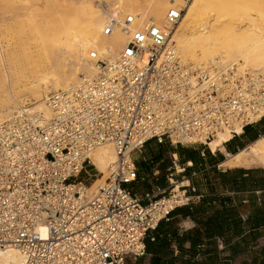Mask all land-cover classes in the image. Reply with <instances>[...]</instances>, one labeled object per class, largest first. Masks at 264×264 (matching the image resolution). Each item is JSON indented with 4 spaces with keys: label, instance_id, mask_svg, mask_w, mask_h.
Instances as JSON below:
<instances>
[{
    "label": "built area",
    "instance_id": "2783aa9c",
    "mask_svg": "<svg viewBox=\"0 0 264 264\" xmlns=\"http://www.w3.org/2000/svg\"><path fill=\"white\" fill-rule=\"evenodd\" d=\"M184 10L171 8L164 27L135 28L128 15L125 47L111 61L93 51L97 75L50 94V116L17 113L0 124V250H20V264H127L189 203L173 191L136 195L133 153L151 140L209 145L264 118V72L182 61L173 35ZM104 143L117 159L87 197L101 175L89 155Z\"/></svg>",
    "mask_w": 264,
    "mask_h": 264
},
{
    "label": "bare ground",
    "instance_id": "6f19581e",
    "mask_svg": "<svg viewBox=\"0 0 264 264\" xmlns=\"http://www.w3.org/2000/svg\"><path fill=\"white\" fill-rule=\"evenodd\" d=\"M171 8L185 9L173 35L184 63L218 60L241 72H264V0H0V124L17 113L50 116V94L97 75L93 51L111 61L125 47L129 36L122 23L128 15L135 17V28L164 27ZM236 131L241 133V126ZM231 138L230 131L222 132L209 146L216 152ZM89 156L101 175L86 186L87 197L117 159L112 143L97 146ZM222 165H264V136L228 155ZM180 185H174L175 198L184 196ZM23 259L16 248L0 250V264Z\"/></svg>",
    "mask_w": 264,
    "mask_h": 264
},
{
    "label": "crops",
    "instance_id": "0c3cea01",
    "mask_svg": "<svg viewBox=\"0 0 264 264\" xmlns=\"http://www.w3.org/2000/svg\"><path fill=\"white\" fill-rule=\"evenodd\" d=\"M262 136H264V118L255 124L246 126L241 133L224 142L216 152L211 150L210 143L209 145L199 143L177 145L169 141L158 143L156 140H151L145 146L155 145L156 150L153 155L146 157L137 154L142 153L145 146L133 153L139 178L130 185V189L136 195L143 197L146 193L158 189L168 191L173 186L169 179L172 182L177 179L182 185H180L182 193L189 197L188 204L172 211L171 218L175 223L176 231L168 233L171 244L167 259L170 264H207L208 254L214 257L218 255L219 261L223 263L224 258L229 259L232 256L230 245L229 247L226 245L223 237L232 238L231 243H234L239 236L249 233L248 229L245 233H239L233 225V220L238 221L241 218L246 221L251 214H254L256 202L259 204L262 202L263 191H257L259 196L256 199L254 191L251 190L252 187L243 188V185H234L233 182H223L216 178L218 172H225L229 169L264 170L259 166L231 168L222 165L228 155L248 148ZM178 147H181L182 155L176 152ZM167 153L171 155V166L168 169L164 166ZM177 168L179 172L176 171ZM170 175L176 178H170ZM222 216L229 222L224 229L216 227L218 217ZM207 222L213 223V227L207 228ZM155 230L150 231L146 237L151 242V248L157 242ZM145 245V255L129 259L127 264H150L153 255L149 252L147 241ZM263 246L264 237L253 249ZM244 260L250 261L248 254L230 261L231 264H241ZM217 261L215 258L214 263Z\"/></svg>",
    "mask_w": 264,
    "mask_h": 264
},
{
    "label": "trees",
    "instance_id": "16d2710c",
    "mask_svg": "<svg viewBox=\"0 0 264 264\" xmlns=\"http://www.w3.org/2000/svg\"><path fill=\"white\" fill-rule=\"evenodd\" d=\"M184 149V148H182ZM176 152L182 155L181 147H178ZM248 175V176H246ZM223 182H233L234 185L252 187L251 190L254 191V196L258 198L257 191L262 190L261 194L262 202L259 204L256 202L254 207V214H251L246 221L233 220V225L238 229L239 233H245L246 229L249 230L248 234L239 236V238L231 243L232 238L223 237L226 245L232 250V256L230 260H234L236 257H239L244 254H248L249 260H244L241 264H264V246L259 249H253L254 246L259 245V240L264 237V170L263 169H229L225 172H218L217 178ZM172 212L165 219L161 220L159 225L155 230L156 241L151 248L150 240L146 239L147 247L149 252L152 253L153 258L150 264H170L167 255L170 248V238L168 233L170 231H176V226L174 221L171 218ZM221 218V220H219ZM229 222L225 220V217H218L216 222V227L224 229ZM213 223H206V227H213ZM208 263L207 264H231V261L228 258H224L223 263L219 261L218 255L208 254ZM218 261L214 263V259Z\"/></svg>",
    "mask_w": 264,
    "mask_h": 264
},
{
    "label": "rangeland",
    "instance_id": "374dc122",
    "mask_svg": "<svg viewBox=\"0 0 264 264\" xmlns=\"http://www.w3.org/2000/svg\"><path fill=\"white\" fill-rule=\"evenodd\" d=\"M20 110H21V109H20ZM143 148H144V147H143ZM143 148H142V149H143ZM155 150H156V147H155L154 144H152L151 146H145V148L143 149L142 153H137V154H138V155L141 154V156H146V157H148V156L153 155L154 152H155ZM169 152H170V151H169ZM137 154H136V155H137ZM170 156H171L170 153H167L166 158H165L164 166H166L167 169L171 166V164H170V161H171ZM158 166H159V165H158ZM259 167H263V168H264V165L259 166ZM89 169H91V168L89 167ZM176 171L179 172V171H178V168L176 169ZM167 172H170V171H167ZM170 178H176V177H174L173 175H170ZM180 180H181V179H180ZM169 182H170V184L173 183V186L167 191V193H166L167 195H168L171 191H173V188H175L174 185H176V183H180L179 180H177V179H175L174 182H172L171 179H169Z\"/></svg>",
    "mask_w": 264,
    "mask_h": 264
}]
</instances>
